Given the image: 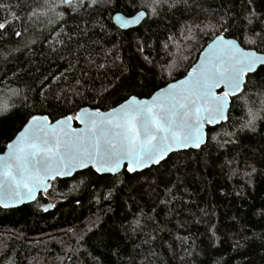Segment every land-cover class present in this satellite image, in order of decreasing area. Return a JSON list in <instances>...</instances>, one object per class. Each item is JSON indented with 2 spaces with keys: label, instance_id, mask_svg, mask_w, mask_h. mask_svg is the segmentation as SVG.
Instances as JSON below:
<instances>
[{
  "label": "trees",
  "instance_id": "trees-1",
  "mask_svg": "<svg viewBox=\"0 0 264 264\" xmlns=\"http://www.w3.org/2000/svg\"><path fill=\"white\" fill-rule=\"evenodd\" d=\"M57 1L0 0L20 18L0 36V153L31 115L54 122L84 108L104 112L183 78L215 39L221 17H231L232 27L220 33L227 38L264 26L245 19L252 8L264 20V0H167L155 14L151 0ZM140 11L147 18L139 27L115 26L114 15ZM0 13L13 19L7 7ZM77 80L84 87L73 95ZM250 112L254 131L244 127ZM134 218L141 225L135 232ZM244 236L259 239L250 244ZM233 239L245 247L233 249ZM260 239L264 95L248 85L197 151L118 178L88 169L56 180L35 203L0 208V264H264Z\"/></svg>",
  "mask_w": 264,
  "mask_h": 264
},
{
  "label": "snow or ice",
  "instance_id": "snow-or-ice-1",
  "mask_svg": "<svg viewBox=\"0 0 264 264\" xmlns=\"http://www.w3.org/2000/svg\"><path fill=\"white\" fill-rule=\"evenodd\" d=\"M161 2L167 3V0H151L153 14ZM91 3L95 4V0ZM61 4L83 7L84 0H61ZM174 6L169 4V7ZM6 7L13 19L0 13V36H6L20 19L11 13L10 6L0 3V9ZM144 15L141 12L138 17ZM245 19L249 26L256 20L264 25V20H260L252 8L248 9ZM230 20L231 17H221L217 21L218 29L212 27L216 35L209 53L192 69L189 78L169 84L151 101L132 95L107 113L99 109H80L55 124L48 116L31 115L23 131L5 145L7 154L0 156V208L36 200L37 192L48 191V181L71 176L77 169H90L100 176L107 173L118 178L122 168L134 174L160 165L166 162L170 152L199 148L204 141V124L227 120L230 97L245 93V85L258 88L259 94L264 95V26L259 31L252 28L251 35L242 32L238 38L229 39L220 33L232 27ZM14 35L20 37L22 33L17 31ZM57 43L63 44V41ZM90 63L97 69L105 67L96 65L95 61ZM76 84L79 87L73 95H79L84 87L79 80ZM221 86L227 90L217 94L215 90ZM250 116L253 118L244 127L250 126L254 131V113L250 112ZM73 120L83 124V130L73 128ZM251 171L256 172V168L253 166ZM129 227L135 232L141 227L139 219L130 221ZM242 239L255 244L259 238L244 236ZM260 246L264 247V239H260ZM232 247L239 251L245 245L233 239Z\"/></svg>",
  "mask_w": 264,
  "mask_h": 264
},
{
  "label": "water",
  "instance_id": "water-1",
  "mask_svg": "<svg viewBox=\"0 0 264 264\" xmlns=\"http://www.w3.org/2000/svg\"><path fill=\"white\" fill-rule=\"evenodd\" d=\"M141 12H144L145 13V15L142 17V18H140V17H138V14L139 13H141ZM147 18V13L145 12V11H140V12H138L137 14H135L134 16H131V17H127V16H125V15H123V14H121V13H118V14H116L114 17H113V22H114V24L119 28V29H121V30H124V31H127V30H130V29H134V28H137V27H139L143 22H144V20ZM124 21H127V23H123ZM229 39H232V38H229ZM213 43V40L203 49V51L201 52V54L199 55V58H198V60L196 61V63L194 64V66L192 67V69L194 68V67H198L204 60H205V58H206V56L208 55V53H209V47H210V45ZM192 69L189 71V73L192 71ZM189 73L186 75V76H184L183 78H181V79H179V80H177V81H175V82H172V83H179V81H182V80H187L188 78H189ZM172 83H170V84H172ZM169 85V84H168ZM168 85H166L165 87H163L162 89H167V86ZM161 90V89H160ZM160 90H158V91H160ZM225 90H227V89H225L223 86H221V88H219V89H216L215 91L217 92V94H221L223 91H225ZM157 91V92H158ZM156 92V93H157ZM156 93H154L150 98H147V99H140V98H138V99H140V100H148V101H151V99H152V97L153 96H155L156 95ZM239 95H241V94H239ZM238 95V96H239ZM234 97H237V96H233V97H230V103H229V105H228V108H227V111H226V115H227V120H228V115H229V111H230V109H231V104H232V98H234ZM124 103V102H123ZM123 103H121V104H123ZM120 104V105H121ZM120 105H118L117 107H115V108H118ZM84 109H88V110H90V111H95V109H90V108H84ZM113 109V108H112ZM112 109H110V110H108V111H104L105 113H107V112H109V111H111ZM41 116H43V115H41ZM31 119V118H30ZM30 119L27 121V123L23 126V128L19 131V133L21 132V131H23V129H24V127L28 124V122L30 121ZM49 120L51 121V119L49 118ZM227 120H220L219 122H217V123H215V124H204V126H203V132H204V141L201 143V145H200V147L199 148H194V147H189V148H187V149H181V150H179V151H173V152H170L169 154H168V156L166 157V159L169 157V156H171V155H173V154H178V153H182V152H186V151H190V150H195V151H197V150H199L201 147H204L206 144H207V141H208V130H209V128H215V127H217V126H220L221 124H223V123H226L227 122ZM53 124H55V122L56 121H51ZM72 127L73 128H76L78 131H80V130H83V128H84V125L83 124H81V123H79V122H77V121H75V120H73L72 121ZM19 133L17 134V135H19ZM16 135V136H17ZM15 136V137H16ZM15 139V138H14ZM13 139V140H14ZM7 154V149L3 152V153H0V156H4V155H6ZM162 162H164V161H162ZM161 162V163H162ZM157 166H159V165H153L152 167H157ZM152 167H150V168H152ZM150 168H145L143 171H146V170H148V169H150ZM85 170H88V169H77V170H75L73 173H72V175L71 176H67V177H58V178H56V179H54V180H50V181H48V183H49V188H48V191L47 192H43V191H40V192H37V195H36V200H34V201H25L24 203H22V204H18V205H15V206H13V207H10V208H8V209H4V208H1V209H4V210H11V209H18V208H21V207H23V206H25V205H29V204H32V203H35L37 200H38V198L40 197V195H42V194H46V193H48L49 192V190H50V188H51V184L53 183V182H55L56 180H60V179H69V178H72L74 175H76L77 173H79V172H82V171H85ZM125 169L124 168H122L121 169V172L120 173H122L123 171H124ZM94 171V170H93ZM126 171V170H125ZM143 171H141V172H143ZM95 172V171H94ZM141 172H137V173H141ZM134 174H136V173H134ZM99 175V174H98ZM106 175H111V174H104L103 176H106ZM112 176V175H111ZM45 208H47V211L46 212H48V211H52L53 210V208H54V204L53 203H51V202H49V203H47L46 205H45V207H44V209Z\"/></svg>",
  "mask_w": 264,
  "mask_h": 264
},
{
  "label": "rangeland",
  "instance_id": "rangeland-1",
  "mask_svg": "<svg viewBox=\"0 0 264 264\" xmlns=\"http://www.w3.org/2000/svg\"><path fill=\"white\" fill-rule=\"evenodd\" d=\"M56 3H57V4H60V3H61V0L57 1ZM49 202L55 204V201H53V200H50ZM49 202H48V203H49Z\"/></svg>",
  "mask_w": 264,
  "mask_h": 264
},
{
  "label": "bare ground",
  "instance_id": "bare-ground-1",
  "mask_svg": "<svg viewBox=\"0 0 264 264\" xmlns=\"http://www.w3.org/2000/svg\"><path fill=\"white\" fill-rule=\"evenodd\" d=\"M115 16V15H114ZM116 26V25H115ZM117 27V26H116ZM118 28V27H117ZM121 30V29H120ZM167 160V159H166Z\"/></svg>",
  "mask_w": 264,
  "mask_h": 264
}]
</instances>
